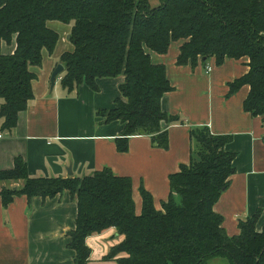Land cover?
<instances>
[{"label":"trees","instance_id":"1","mask_svg":"<svg viewBox=\"0 0 264 264\" xmlns=\"http://www.w3.org/2000/svg\"><path fill=\"white\" fill-rule=\"evenodd\" d=\"M50 21L70 24L73 49L61 55L63 88L81 83L95 88L97 78L124 76L121 97L112 109L101 110L104 122L123 124L116 149L124 152L128 138L148 135L154 146L168 147L162 123L179 121L161 109L162 96L172 90L163 64L150 52L165 54L181 41L178 65L195 66L214 57L247 58L248 72L230 84L229 93L248 85L243 110L264 124V0H0V118L2 129L16 126L18 113L32 99L31 66H40L42 51L52 54L58 34ZM15 42L12 54L1 43ZM190 159L169 175L168 198L157 209L151 194L140 188L142 206L136 213L132 183L109 167L82 177H32L22 157L0 171V181H21L20 187H0L7 207L16 196L29 200L68 191L76 200L75 228L68 232L74 264H87L91 250L85 240L114 229L122 239L103 259L116 264H264V226L256 230L258 213L239 220V232L229 236L223 218L213 210L234 172V154L224 150L229 135H214L207 127L190 129Z\"/></svg>","mask_w":264,"mask_h":264},{"label":"crops","instance_id":"2","mask_svg":"<svg viewBox=\"0 0 264 264\" xmlns=\"http://www.w3.org/2000/svg\"><path fill=\"white\" fill-rule=\"evenodd\" d=\"M149 2L155 5L158 0ZM47 25L59 38L52 54L43 50L40 66L30 67L36 76L32 99L18 113L10 131L2 129L0 118V171L13 168L16 157L23 158L32 177H82L109 167L115 175L131 179L136 213L142 206L141 187L159 209L168 198L169 175L189 162L190 129L207 127L214 135H229L224 150L234 154V172L213 210L222 216L229 236L239 232V220L256 213V230L262 229L264 124L260 116L243 110L248 85L229 93L230 84L248 72L247 58L228 57L217 64L210 57L195 66L178 65L181 41L171 42L165 54L150 52L153 63L165 66L172 86L161 98V109L178 116L179 121L162 123L168 132L166 149L154 146L148 135H133L128 138L127 150L119 152L115 140L123 124L119 120L104 122L99 112L115 107L124 76L97 78L95 88L81 83L69 92L58 75L51 86L50 76L56 65L62 64L61 55L73 47L70 24L50 21ZM14 49V41L1 43L3 54H12ZM21 185V181H0V187ZM76 215V200L68 191L44 199L16 196L7 207L0 199V264H74L76 253L68 247V232L75 228ZM121 239L114 229L88 236L85 242L91 253L87 264H116L103 256Z\"/></svg>","mask_w":264,"mask_h":264},{"label":"water","instance_id":"3","mask_svg":"<svg viewBox=\"0 0 264 264\" xmlns=\"http://www.w3.org/2000/svg\"><path fill=\"white\" fill-rule=\"evenodd\" d=\"M64 70V66L62 64H58L56 65V67L54 68V70L52 71L51 73V76H50V85L53 86L54 82H55V78L61 74V72H63ZM71 170L70 168L68 169V175H71Z\"/></svg>","mask_w":264,"mask_h":264},{"label":"rangeland","instance_id":"4","mask_svg":"<svg viewBox=\"0 0 264 264\" xmlns=\"http://www.w3.org/2000/svg\"><path fill=\"white\" fill-rule=\"evenodd\" d=\"M211 264H227V262L224 259L217 258L210 260Z\"/></svg>","mask_w":264,"mask_h":264},{"label":"built area","instance_id":"5","mask_svg":"<svg viewBox=\"0 0 264 264\" xmlns=\"http://www.w3.org/2000/svg\"><path fill=\"white\" fill-rule=\"evenodd\" d=\"M206 70H210L209 66H206ZM2 137V135L0 134V138Z\"/></svg>","mask_w":264,"mask_h":264}]
</instances>
